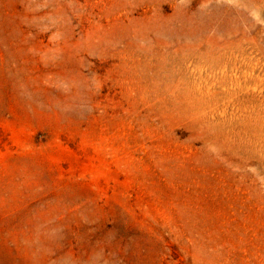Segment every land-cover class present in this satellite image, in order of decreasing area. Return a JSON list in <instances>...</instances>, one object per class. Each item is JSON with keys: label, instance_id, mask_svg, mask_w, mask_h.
<instances>
[{"label": "rangeland", "instance_id": "rangeland-1", "mask_svg": "<svg viewBox=\"0 0 264 264\" xmlns=\"http://www.w3.org/2000/svg\"><path fill=\"white\" fill-rule=\"evenodd\" d=\"M245 2L0 0V264H264Z\"/></svg>", "mask_w": 264, "mask_h": 264}, {"label": "bare ground", "instance_id": "bare-ground-1", "mask_svg": "<svg viewBox=\"0 0 264 264\" xmlns=\"http://www.w3.org/2000/svg\"><path fill=\"white\" fill-rule=\"evenodd\" d=\"M244 2L246 1V0H243ZM246 3V2H245Z\"/></svg>", "mask_w": 264, "mask_h": 264}]
</instances>
